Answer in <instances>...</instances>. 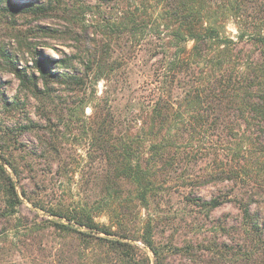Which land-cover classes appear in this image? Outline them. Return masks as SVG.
<instances>
[{
    "label": "rangeland",
    "instance_id": "rangeland-1",
    "mask_svg": "<svg viewBox=\"0 0 264 264\" xmlns=\"http://www.w3.org/2000/svg\"><path fill=\"white\" fill-rule=\"evenodd\" d=\"M48 1L11 0L36 6ZM256 1V11L248 6L247 20L264 31V0ZM136 5L131 0H59L43 14L0 10V47L14 56L18 68L38 76L33 60L43 58L52 72L81 80L50 82L48 93L33 95L20 86L0 55V164L6 168L5 158L17 167V176L6 169L18 192H25L16 215L0 219V264H123L124 255L136 264H264V124L256 120V148H246L248 129L237 116H231L225 133L218 124L200 128L189 122L183 102L186 91H204L213 75L225 74L212 72L215 65L223 61V69L237 76L247 60L262 57L264 46L250 36L239 41L236 24L228 19L222 33L234 42L229 52L218 57L211 51L196 59L189 55L192 41L176 46L159 32L162 20L155 3L139 7V12L154 16L129 35L120 17ZM175 55L178 62L188 61V70L178 62L167 63ZM59 61L64 63L55 67ZM161 73L174 79L167 136L185 137L189 127L194 131L192 142L177 144L180 155L172 167L154 170L158 174L154 191L143 206L125 182L113 186L108 196L106 164L94 137L103 129L110 131L107 139L112 147L134 140L137 155L146 159L149 131L153 135L157 130L150 115ZM38 87L43 91L40 81ZM239 145L244 153L236 151ZM228 148L234 149L229 153ZM234 155L252 162L251 175L216 180ZM218 196L226 202L211 211L196 202ZM250 196L255 226L240 210V203ZM81 209L89 210L95 223L110 226L112 234L74 225L84 237L53 226L67 224L54 212ZM146 230L151 232L156 257L144 243ZM109 241L126 243L127 254L116 251Z\"/></svg>",
    "mask_w": 264,
    "mask_h": 264
},
{
    "label": "trees",
    "instance_id": "trees-1",
    "mask_svg": "<svg viewBox=\"0 0 264 264\" xmlns=\"http://www.w3.org/2000/svg\"><path fill=\"white\" fill-rule=\"evenodd\" d=\"M59 0H49L51 2ZM134 4H137L132 10H126L120 17L122 26L127 29V33L134 36L137 30L141 27H146L152 17L153 13L139 12V7L146 8L145 5L149 3H155L158 8L159 18L162 20L161 34L169 38L176 46L183 45L188 41L193 42L190 56L194 58H202L205 55L211 54V51L218 54V57H222L225 50L229 52V45L234 44L230 39H224L223 23L232 19L236 24L238 30V40L242 41L245 36L252 37V41L259 42L264 46V31L256 30V22H248L247 9L252 4L256 11V0H131ZM1 4H5L2 6ZM47 5L36 6L32 3L16 5L11 0H0V10L7 13H19V12H33L36 14H43L48 12ZM256 13V12H255ZM264 20V16L262 17ZM264 22V21H263ZM264 24V23H263ZM158 26V27H159ZM169 42L164 45L168 48ZM162 58H167V50L164 49ZM0 55L4 58L5 64L10 66V71L19 80L20 86L29 90L33 95L48 93L49 83L57 82L63 84H78L81 80L76 76H69L67 73L56 70L52 72L49 69L48 60L38 58L33 60V67L38 73L35 76L34 72H28L27 69L18 68L15 63L13 55L0 47ZM177 56V57H176ZM179 55H175L174 60L167 62L169 65L173 62H178ZM195 59V60H196ZM221 59V58H220ZM177 60V61H176ZM57 64L64 63L63 61L56 62ZM183 64L185 69L188 70V61L178 62ZM216 70L212 72H223L222 75H213L210 81H206L207 88L204 91L190 89L185 92L183 96L184 109L189 115L190 123L195 122L200 128L209 127L211 123L222 126L223 133L225 129L229 127L231 116H237L239 122H243L245 128L248 129V136H246V148H256V120L264 124V53L258 60H247L243 71L235 76L231 73L232 70L228 68L223 69V61L215 65ZM165 73H161L162 77L157 85V97L153 103L151 109V120L157 126L156 132L151 135L148 157L144 160L140 159L137 155V150L134 140L124 143L122 146L112 147L109 145L107 136L110 131H104L99 129L94 137L95 143L99 148V152L102 155L106 164L104 175L107 179V185H105V191L108 196L113 194V186L120 187L122 182L132 186L136 193V199L143 205L147 206L149 202V196L154 191L155 182L157 179V173L154 171L158 168L159 172H164L165 169L173 166L177 161L176 156L180 151L177 144L179 142H192L191 131L194 128L187 129L185 137H169L170 113H172V102L169 101L171 97V85L174 79H168ZM44 85L43 91L38 87V82ZM166 94V95H165ZM171 111V112H170ZM178 111H174V115L178 114ZM181 114V113H179ZM211 121V122H210ZM189 126H191L189 124ZM163 128H167L162 133ZM231 128V127H230ZM189 132V133H188ZM245 135V134H244ZM234 136V135H233ZM238 142H241V137H235ZM240 143H236L238 145ZM234 146V147H235ZM243 145H239L237 152H243ZM244 148V147H243ZM234 149V148H233ZM228 148V152L231 150ZM190 152L188 148L185 149ZM184 152V151H182ZM181 152V153H182ZM180 155V154H179ZM245 156H232L228 159L229 166L222 169L218 174L220 182H226L231 180L235 181L241 173L243 176L249 177L251 175V169L253 164L250 160L244 159ZM12 175H18V169L9 160L3 159ZM252 165H251V164ZM3 165L0 164V219L13 218L22 206L23 202L21 195L24 197L25 192H18L15 179L11 176L9 171ZM211 176H217L210 175ZM114 178V179H113ZM213 178V177H212ZM217 178V177H216ZM253 197H248V202L240 203V210L243 213L244 219L249 220L252 226H255V218L250 212V203ZM226 199L224 197L211 198L209 201L199 202L200 207L206 210H213L218 208ZM250 200V201H249ZM89 211V210H88ZM85 209L74 212H54V216L63 219L67 224L54 223L53 226L61 231L65 232H77L82 236H87L85 233L75 231L74 225L85 228L89 232L96 234H104L109 236L112 234L111 227L105 225H99L94 222L92 215ZM1 229V228H0ZM114 246L116 251H122V255L127 254L126 243H120L118 241H109ZM144 243L150 249L154 257L157 256V251L153 245L151 232L146 230V236L144 237ZM125 259H122L123 264H136L133 259H130L127 255H124ZM120 258V256H119Z\"/></svg>",
    "mask_w": 264,
    "mask_h": 264
}]
</instances>
